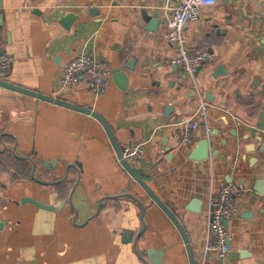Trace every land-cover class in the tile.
<instances>
[{
    "label": "crops",
    "instance_id": "1",
    "mask_svg": "<svg viewBox=\"0 0 264 264\" xmlns=\"http://www.w3.org/2000/svg\"><path fill=\"white\" fill-rule=\"evenodd\" d=\"M176 2L39 0L29 9L0 0L1 51L11 58L0 84V264H144L133 198L146 208L137 250L149 264H191L179 225L195 264H264V0L201 9L184 32L206 54L194 78L172 63ZM83 52L110 68L109 88L95 97L81 80L55 99L64 68ZM202 102L207 114L184 143L179 124ZM141 141L145 154L131 166L176 222L119 159L114 142L123 151ZM205 142L209 157L193 159ZM230 182L245 195L226 221L221 260L207 250L209 200Z\"/></svg>",
    "mask_w": 264,
    "mask_h": 264
},
{
    "label": "built area",
    "instance_id": "2",
    "mask_svg": "<svg viewBox=\"0 0 264 264\" xmlns=\"http://www.w3.org/2000/svg\"><path fill=\"white\" fill-rule=\"evenodd\" d=\"M39 0H27L29 9H36ZM217 4V0H177L173 9V16L168 24L171 40L175 44L176 57L172 60L175 65H181L187 76L195 77L198 67L203 64L206 54L203 50L193 48L185 36V28L200 17L204 7ZM126 5V4H124ZM11 65V58L1 51L0 45V81L7 76ZM83 80L89 92L98 97L109 88L112 80V71L95 56L83 52L77 55L65 68L60 84L53 93L58 99L68 90L76 87ZM208 104L202 102L195 114L182 122L183 142L191 143L194 132L199 128V118L205 117ZM146 142H136L123 148V159L130 165L137 163L145 154ZM245 195V189L235 183H226L220 191L211 196L209 200V227L214 235V241L207 246L208 251L217 252L219 258L224 260L229 252V230L226 221L238 215L237 199Z\"/></svg>",
    "mask_w": 264,
    "mask_h": 264
},
{
    "label": "water",
    "instance_id": "3",
    "mask_svg": "<svg viewBox=\"0 0 264 264\" xmlns=\"http://www.w3.org/2000/svg\"><path fill=\"white\" fill-rule=\"evenodd\" d=\"M153 18H156L158 19V14L155 13ZM72 19L71 18H64L63 21H62V24L65 25L66 24H69L70 23V20ZM149 17L148 16H145V20H148L149 21ZM152 19V18H151ZM150 19V20H151ZM158 21V20H157ZM158 23V22H157ZM66 26V25H65ZM67 27V26H66ZM153 31H156V28L153 29ZM208 58L206 60V62H208ZM201 70V67H199L197 69V71L199 72ZM224 68L223 66H219L218 68V72L217 74H221L223 72ZM113 79L115 82L118 83V81H122L123 80V85L121 86L122 89H126V85H127V76L125 74H122L119 70H116L115 73H114V76H113ZM3 82L0 81V84H2ZM5 85V83H3ZM49 99V98H48ZM58 101V100H57ZM94 116H96V114L94 112H91ZM108 132L110 133L111 135V131L109 129H107ZM115 144V148L117 150V153H118V156H119V159L121 160V163L122 165L124 166V168L131 174L133 175V177L137 178L139 181L142 182V184L145 186V184L143 183V181L141 180V178L139 177L138 175V172L126 161L123 159V155H122V149L114 142ZM204 148H205V152L206 153H203L201 154L200 156H196V155H193V159L195 160H204L206 158L209 157V154H208V148H209V144L207 142H205L203 144ZM146 190L150 193V195L153 197V199L155 200L156 203H158L161 208L168 214V216H170L175 222H176V219L174 217V214L172 213V211L147 187L145 186ZM134 200H136L141 209H142V218H141V221H142V225H143V228L142 230L139 232L138 236L134 239V247H135V252L136 254L140 257V259L143 261L144 264H149L147 262V260L144 258L143 254L141 251L137 250V242L138 240L140 239V237L144 234L147 226L145 224V215H146V208L145 206L137 199V198H133ZM23 202L24 203H31L35 206H38L42 209H46V210H54L55 208L53 206H48V205H45V204H42L41 202H38L37 200H34V199H30V198H25L23 199ZM77 213V211H76ZM179 228L181 230V233H182V236H183V239H184V242L186 244V248H187V251H188V254H189V258H190V262L191 264H195V259H194V255H193V250H192V246L190 244V241H189V238L186 234V232L184 231V229L179 225ZM148 256L151 258V255L155 254V252L153 251H149L148 253ZM153 264H156L155 261L151 260Z\"/></svg>",
    "mask_w": 264,
    "mask_h": 264
}]
</instances>
